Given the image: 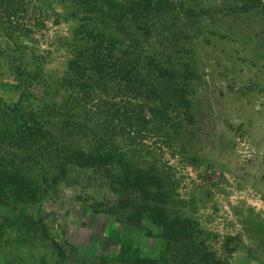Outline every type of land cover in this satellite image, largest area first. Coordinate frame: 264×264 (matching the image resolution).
I'll return each mask as SVG.
<instances>
[{
	"label": "rangeland",
	"instance_id": "374dc122",
	"mask_svg": "<svg viewBox=\"0 0 264 264\" xmlns=\"http://www.w3.org/2000/svg\"><path fill=\"white\" fill-rule=\"evenodd\" d=\"M102 1L32 0L31 11L0 15V163L37 185L35 200L0 207V264H264V0L193 2L207 12L184 58L194 59L188 108L133 122L151 103L123 91L130 145L77 126L38 82L64 75V43L84 11L103 17ZM46 10L58 21L27 33ZM36 117L45 129L30 139L23 125ZM96 149L114 157L70 163Z\"/></svg>",
	"mask_w": 264,
	"mask_h": 264
},
{
	"label": "trees",
	"instance_id": "16d2710c",
	"mask_svg": "<svg viewBox=\"0 0 264 264\" xmlns=\"http://www.w3.org/2000/svg\"><path fill=\"white\" fill-rule=\"evenodd\" d=\"M198 1L189 0L180 10L177 0H139L126 6L116 0H103L106 4V10L101 14L103 17L84 11L69 41L63 42L70 54L64 75L38 82L53 89V95L65 99L59 106V113L77 122V126H86L94 133L97 129L101 138L108 137L112 141L121 138L124 144L127 141L132 144L133 136L126 127L133 125L124 123L129 117L123 119L122 107L115 100L123 91L134 93L151 103V107L141 104L136 111H132L129 120L133 122L142 118L162 121L168 110L188 108V94L192 93L189 87L194 77L189 65L194 59L188 61L184 58L200 31L199 28L194 29V19L207 12L193 3ZM245 1L252 4L251 0ZM30 2L32 0H0V15L11 19L31 11L33 9L26 8V4L33 6ZM40 15L39 21L25 29L30 35L34 29H45L47 21H58L56 12L46 10ZM30 35L26 37L34 41L35 47L45 42L41 39L44 37L42 33L41 37ZM178 61L182 62L179 68L176 66ZM181 67L186 68L183 74H180ZM16 77L20 83L33 86L35 79H25L21 75ZM31 96L41 98L40 92L33 91ZM2 100L0 97V115L5 113L6 107ZM50 111L58 113V107ZM38 119L36 117L23 125V131L30 139L37 138L45 129L44 122ZM130 131L134 133V130ZM12 135L13 131L8 136L14 139ZM32 144L28 145V150ZM113 157L110 151L102 153L96 149L88 154L76 155L70 163L88 165L106 162ZM16 172V165L0 163L1 208L21 206L36 199L37 185ZM7 223L8 219L4 218L2 224Z\"/></svg>",
	"mask_w": 264,
	"mask_h": 264
}]
</instances>
